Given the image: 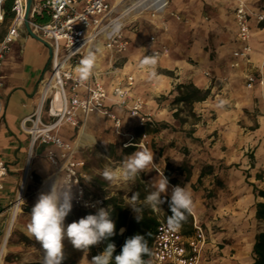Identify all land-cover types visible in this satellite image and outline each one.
Wrapping results in <instances>:
<instances>
[{
	"label": "built area",
	"instance_id": "obj_1",
	"mask_svg": "<svg viewBox=\"0 0 264 264\" xmlns=\"http://www.w3.org/2000/svg\"><path fill=\"white\" fill-rule=\"evenodd\" d=\"M127 1L128 4H125ZM141 1L143 3L139 4ZM4 2L5 0H0V22L4 17ZM25 2L26 0H14L15 17L0 41V88L4 84L1 74L3 58L24 27ZM232 3L237 27L235 39L238 45L232 53V67H239L243 60H250L253 51L252 26H264V10L255 11L249 6L248 0H232ZM121 7V11L116 14L117 9ZM132 8L135 11L126 14L127 10ZM169 8L170 0H114L113 4H110L109 0H33L30 27L51 47L53 55L50 75L41 82V96L42 90L49 85L43 98L42 111L38 114L36 110L34 115L25 117L22 122L23 129L30 137V147L18 194L10 205L11 232L17 226L28 225L30 222L25 207L29 187L34 180L32 165L39 157V147H45L44 156L52 168V173L47 179H69L75 183V208L97 212L101 207H111L106 197L93 195L87 190V184L94 178L88 174L86 161L80 156L81 150L85 148L81 136L88 129L92 117L97 115L113 122L117 134L124 137L123 147L134 145L147 148L148 135L142 134L136 138L133 132L124 131L123 120L118 111L123 110L130 119L140 125L153 126L156 124L154 107L142 97L133 94V75H125L124 84L120 81L112 82L110 87L106 85L105 78L111 82V79L123 73L118 61L130 48L132 35L140 31V17H148L147 21L153 28L149 38V42L153 44L151 53L158 57L169 54V27L166 15L170 14L174 19L181 20L180 15ZM35 14L47 16L48 21H34L32 18ZM89 51L96 53L97 61L90 78L81 81L78 72L80 61ZM245 85L250 90L257 86L264 87V75L260 67H254L245 76ZM110 99H113V102L108 104ZM2 105L0 99V110ZM45 105L48 106L47 120L42 116ZM114 106L119 110L115 111ZM64 125L76 129L73 139L61 136L59 131ZM8 171L6 162L0 156V193L5 190L4 177ZM24 184L25 193L21 195ZM50 186L51 184L46 185L44 189L47 190ZM81 190L82 196L79 194ZM86 204L88 206H85ZM192 227L193 232L186 235L181 227L172 230L166 221L160 220L153 235L147 262L201 264L208 245V236L197 219L192 222Z\"/></svg>",
	"mask_w": 264,
	"mask_h": 264
},
{
	"label": "crops",
	"instance_id": "obj_2",
	"mask_svg": "<svg viewBox=\"0 0 264 264\" xmlns=\"http://www.w3.org/2000/svg\"><path fill=\"white\" fill-rule=\"evenodd\" d=\"M248 4L255 11L264 10V0H248ZM169 9L177 12L182 18L181 20H175L173 17H168V14L166 15L169 27L168 44L170 51L168 55L160 57L158 64L160 67L172 71L174 75L155 74V76H152L150 73L147 74L146 88L152 92L151 94L160 96L166 91L170 92L177 83L191 81L201 89L210 88L212 94L206 101L194 105V111H198L196 112L197 115L203 116L206 112L213 109L220 115L223 113L222 111L230 108L225 110L226 114L224 117H228L229 122L234 124L238 120L236 109L241 112L244 109L252 111L254 106H257L262 114V108H264V87L260 88L257 86L252 90L248 89L245 85V76L256 66L262 69L264 75V26L257 24L252 26L251 40L253 51L250 60H243L239 67H232V53L238 46L235 39L237 27L234 20L232 0H171ZM206 15L208 16L207 20L205 18ZM209 30H211L210 33L215 32L216 35L212 41V46L216 52L213 59L207 57L203 51L204 39ZM141 38V34L132 35V43L128 53L122 55L119 61L122 57L129 54V61H133L134 65H140L143 56L147 55L146 52L143 51L141 46L135 47V51L130 52V50L136 43L138 45L142 42L143 38ZM42 44L25 31L24 35L19 36L17 40L11 43L10 50L6 52L1 65L4 84L0 88V99L3 104L0 110V156L9 169L8 174L4 177L5 190L3 192L13 185L15 186V198L21 185L23 167L26 164L30 147V137L23 129L22 122L25 117L32 115L35 111L41 82L50 74L51 60L48 69V62L34 53L36 47L38 45L42 46ZM152 47H150V50H152ZM189 57L197 61L195 66L187 62ZM98 66H100V63H98ZM120 67L124 69L121 65ZM105 82L108 87L112 84L110 79L107 78H105ZM175 95L174 93L170 97L174 98ZM253 98L258 100L257 105ZM166 101L160 104L162 107L160 115L163 117L156 118V123L158 124L162 123V120L170 122L169 118H173V110L170 109L169 111V108H167L169 104ZM111 102H113V99H110L108 104H111ZM150 105L154 107L153 104ZM113 109L115 111L119 110L116 106ZM258 118V127L250 132H253L250 135L252 142L257 139L254 143L257 163L252 171L260 169L264 163V116ZM217 122H220L219 119ZM59 132L66 139H73L76 135V129L69 125L62 126ZM204 132L202 135L194 133L193 138H204ZM164 135L166 134H151L148 136V140H153L154 136H157L156 138L159 136V140L162 141L160 138H164ZM169 138L180 139L182 146L188 147V150L190 149L191 142L187 141L185 143L183 141L182 132L170 134ZM253 138L255 139L253 140ZM161 146L159 150L164 149L163 152H165L167 147L164 144ZM84 149L81 150L80 156ZM196 149L195 147L192 148L191 153L196 152ZM37 153L39 157L33 161L32 165L34 180L31 182L29 189L37 188L52 173V168L44 156L45 147H39ZM36 160H38L37 163ZM161 170H159L160 173H162ZM257 172L258 170L255 171V173ZM41 188L42 185L39 191L42 190ZM258 188L264 189V181H260ZM39 191H36V194ZM247 191L249 192V189H243L241 191L242 196L238 197V204L241 209L238 213L240 214H244L242 213L245 208L244 204L256 201L252 187L249 196H247ZM10 205L11 203L0 211V216L3 218H1L2 221L10 212ZM250 215L257 221L254 217L255 208L252 209ZM262 222L260 221V224ZM228 226L232 227V224ZM236 230L238 239L244 236L242 233H246L251 250L255 235L260 231H264V229L250 231L249 223L242 224L240 230L239 228ZM11 234L10 241H8V251L6 253V259H8L5 262L6 264H43V250H39L40 257L36 258V251L28 249L27 243L32 238L27 235V225L17 226ZM229 234L232 236L236 235L233 229H231ZM1 241L2 235H0V244ZM211 248L213 249L214 247H210L208 242L201 264H205V255ZM223 250L221 249V252L224 253ZM251 261L226 260L224 264H250Z\"/></svg>",
	"mask_w": 264,
	"mask_h": 264
},
{
	"label": "rangeland",
	"instance_id": "obj_3",
	"mask_svg": "<svg viewBox=\"0 0 264 264\" xmlns=\"http://www.w3.org/2000/svg\"><path fill=\"white\" fill-rule=\"evenodd\" d=\"M113 2L114 0H109L110 4H113ZM125 4H128V1ZM122 7L117 9L116 14L121 11ZM168 17H171V15L169 14ZM205 18L207 20L208 16L206 15ZM147 20L148 17L139 18L140 31L137 34H141L143 40L138 45L136 43V45L131 48L130 52L135 51V47L141 46L147 55L152 54L150 47L153 46V44L149 42V38L153 30L151 24ZM2 22H0V35L4 30L7 32L9 27V25H2ZM25 31V28L22 27L20 30V36L24 35ZM210 31L211 30H209L205 36L203 51L207 57L213 59L216 52L212 46V41L216 35L215 32L210 33ZM34 53L41 56L46 60V62H48L49 69V47L45 44H42V46L38 45ZM127 53L128 51L125 53V55ZM128 55L122 57L119 61L120 65L124 68L122 69L123 73L117 78L111 79V82L120 81L122 84H124L126 78L125 75H133L135 78L133 94L144 98L148 103L154 105L156 114L155 117L157 119L163 117L160 115L162 108L160 104L167 100L166 103L169 104L167 108H169V111L170 109L173 110L172 104L169 101L173 100V97L170 96L174 95V93L176 94V92L174 91L170 94V92L166 91L164 94H160V96L155 94L152 95V92L146 88V75L152 72H155V74H164L166 69L160 67L158 64L159 62H157L155 68H142L140 65H134L133 61H129ZM159 59L160 57H158V61ZM187 62L192 66L197 64V61L192 57L187 58ZM49 71L51 72V66ZM49 75L50 74H48L46 78H48ZM40 98L41 94L39 93L38 104ZM253 100L257 105L258 100L256 98H253ZM38 104L32 115L36 113ZM47 109L48 106L45 105L42 112L44 120L48 119ZM229 109L230 108L225 110ZM262 109V114L260 108L257 106H254L252 111L244 109L243 112H241L236 109L237 113H235L238 114V120L234 124L229 122L228 117H224L226 114L225 110L222 111L223 113L220 115L214 109L206 112L202 116L204 123H200L196 126L195 133L202 135L203 131H205L204 138H195V140L199 141H193L186 136V131L189 128L192 119L189 120L190 122H188V124H186L184 127H181L177 120L174 118H169L170 122L166 123L170 127L162 129L160 132L156 133L166 134L163 136L164 138H160L162 141L159 140V136L158 138H156L157 136H154L155 138H153V140H148L149 143L147 144V149L154 153V168L151 170H145V172L137 175L134 181H130L128 183L123 181L109 182L102 176V172L105 167L118 168L123 159L127 156L122 153L124 137L117 134L115 128L113 127V122L109 119L106 121L103 119L102 122L91 123L87 130H90L94 134L95 141L86 143L85 149L81 154V156L86 161L88 174L94 178L92 182L87 184V190L93 195L106 197L107 201L113 197L120 198L130 209V211L133 212V209L128 206L129 198L137 190H141V192L146 193V195L149 191L153 190L150 188L151 183L159 176V170L164 167L166 159H169V161L176 167H178V165H180L186 159L189 161V166L192 167L191 179L190 181L186 182L184 180V176L179 175L178 178L180 179L181 187L187 185L188 189L192 193L194 208L192 211L193 214H189L192 217V221L197 219L203 225L208 236L207 242L210 243V247H214L213 249L211 248L208 253H206L205 264H224L226 260L250 262L252 260V250L248 243L247 235L246 233H242L244 236L238 239V233L236 229L239 228L240 230L242 224L249 223L250 231L254 229L262 230L264 229V221H261L262 223L260 224V221H255L250 215L252 209L255 206V201L244 204L245 208L242 211L244 214L238 213L241 211L240 205L238 204V197L242 196L241 191L245 188L249 189V192L247 191V196H249L252 187L251 184L258 187V185H260V181H264V163L260 169H257V173H255L257 170L252 171V169L256 167L257 163L254 151V143L257 141V139L253 138V140H255L252 142V137L250 136L253 133L250 132L254 131L258 127V117L264 116V108ZM119 113L124 124L123 130L132 132L136 127V122L130 119L127 113L123 110H121ZM184 115H186V113H184ZM218 119L220 122H217ZM163 122L164 120H162V123ZM176 132L183 133V141L185 143L187 141L191 142L190 149L188 150L189 152L185 155L183 149H185L186 146H182V141L180 139L176 140L175 138H169L170 134ZM150 142L152 145L151 149L149 147ZM162 144L167 147V150L159 155L158 151L161 149ZM194 147L195 149L197 148L195 150L196 152L191 153L192 148ZM186 148L188 149V147ZM111 149L114 150L113 155H111ZM141 149L142 148L137 147L135 151ZM37 162L38 160H36V163ZM206 165L212 166L213 173L207 174L203 178L202 183L199 184L197 179L203 167ZM257 174H261L263 179H257ZM219 181L222 183L223 187H220L218 184ZM41 185L42 184H40L37 188L29 189L30 195L27 198L25 211L28 213L30 220L31 209L36 203L38 195L41 192L48 191V189H42L39 191ZM172 187L173 185L169 183L166 195H169L170 197ZM36 191L39 192L36 194ZM14 192L15 186L11 185L5 192L0 193V211L12 203V200L15 198ZM10 212L0 225V235H2V241L9 227V220L11 217ZM157 212L162 213L163 218L165 213L164 210L159 209ZM229 224H232V227H229ZM231 229L235 231L236 235L232 236L229 234ZM27 246L29 247V250L36 251V258L40 257L39 250H42L41 245L35 240V238L29 240ZM221 249H224L223 251L225 254L221 252ZM64 254L65 260L63 264H91V260L94 257V254L90 250L80 251L74 249L70 241L67 239L64 241ZM7 259L5 255V262ZM146 264L149 263L146 262Z\"/></svg>",
	"mask_w": 264,
	"mask_h": 264
},
{
	"label": "clouds",
	"instance_id": "obj_4",
	"mask_svg": "<svg viewBox=\"0 0 264 264\" xmlns=\"http://www.w3.org/2000/svg\"><path fill=\"white\" fill-rule=\"evenodd\" d=\"M97 61V55L89 51L80 61L78 69L81 81H86L92 75V71ZM158 56L155 53L144 55L140 61V67L155 68ZM155 76V72L150 73ZM223 103V102H222ZM128 145H125L127 147ZM154 153L147 149L134 151L127 155L118 168L105 167L102 176L109 182L123 181L128 183L134 181L137 175L154 168ZM91 180V179H90ZM69 179L63 181L54 179L50 188L46 192H41L36 203L31 209V220L27 225V235L41 245L43 250V264H63L65 260L64 241H70L76 250H89L90 246H95L101 242L108 241L115 232V222L111 218L112 208H99L95 214H88L66 224V217L73 208V200L77 194L73 192V185ZM169 180L164 173L159 172V176L151 183L144 200L141 202L139 193H133L129 198V204L136 213V220L143 219L145 208L154 211L159 210L166 199H162V194H167ZM82 196V190L80 191ZM171 215L168 217L169 229L175 230L186 220L185 213H191L194 208V201L191 191L187 185L172 187L171 199L167 201ZM85 206H88L87 204ZM123 229H121V233ZM115 244L107 243L103 252L94 256L91 264H112ZM150 255L148 241L144 236L136 234L126 239L120 254L115 255L114 264H146L144 256Z\"/></svg>",
	"mask_w": 264,
	"mask_h": 264
},
{
	"label": "trees",
	"instance_id": "obj_5",
	"mask_svg": "<svg viewBox=\"0 0 264 264\" xmlns=\"http://www.w3.org/2000/svg\"><path fill=\"white\" fill-rule=\"evenodd\" d=\"M13 5H14V0H5L3 6L4 17H3L2 25L8 26L10 25L11 21L14 19L15 12L13 11ZM32 19L40 23H44L48 21L47 16L42 17L36 14L33 15ZM5 34H6V30H4L3 33L0 35L1 40L3 39ZM164 74L167 76L174 75V73L169 70L164 71ZM174 91L176 92V95L171 102L173 108L172 116L175 120L178 121L181 127H184L186 124H188V122H190L189 120L192 119L189 128L186 131L187 132L186 136L193 141H199L193 138V134L196 131V126L204 122L202 120V116L197 115V113L194 111V105L196 103H202L206 101L212 95L211 89L210 88L201 89L191 81H188V82H180L174 85L173 89L170 91V94ZM184 113H186V115H184ZM95 117L98 118L97 122H102L103 119L105 121L108 120L96 115L92 117L90 125L91 123L96 122ZM169 127L170 126L166 122L160 124L156 123L153 126L149 124L140 125L136 123V127L132 132L135 134V137L138 138L142 134H147L149 136L151 134H156L160 132V130ZM151 146L152 145L150 142V146H149L150 149ZM136 149L137 146L129 145L127 147L122 148V153L124 155H129L133 153ZM111 151H112L111 155H113L114 150L111 149ZM163 151L164 149L159 150L158 154L161 155ZM188 152H189L188 149L185 148L184 155L187 154ZM191 170L192 167L189 166V161L186 159L180 165H178V167H176L173 163H171L169 159H166L165 165L161 171L168 178L169 183L171 185L181 186L180 179L178 178V176L179 175L184 176V180L188 182L191 179V175H192ZM212 173H213L212 166L206 165L205 167H203L197 179V182L201 184L203 178L207 174H212ZM256 178L262 180L263 176L261 174H257ZM218 184L220 185V187H223L220 181L218 182ZM251 186H252L253 194L256 198L255 206H254L255 208L254 217L257 221H264V189L258 188L256 185L253 184H251ZM136 193H139V198L140 201L142 202L146 197V193H142L141 190H137ZM162 199H166V202L160 206L161 207L160 209L164 210L165 212L163 218H162V213L146 207L143 213V219L140 221L136 220L135 218L136 213L134 211L131 212L130 209L125 205V203L120 198L113 197L111 199H108V203L112 207L111 218L113 219L116 225L115 228L116 234L113 237L109 238L108 241L101 242L100 244L95 246H90L89 250L94 254V256H96L103 252L107 243H114L115 252L113 253V261H112V264H114V257L115 255L120 254L126 239L131 238L136 234H140L144 236L145 239H147L148 247L151 253V244L157 225L159 224L160 220L167 222L168 217L171 215L169 204L167 202L170 201L171 197L169 195L165 196V194H162ZM95 213L96 212L91 210L78 209L73 206L71 212L66 217L65 223L68 224L73 221H78L80 218L85 217L88 214H95ZM185 215L187 218L185 221L181 223L180 227L182 229L183 234L189 235L193 232V227H192L193 221L189 213H185ZM121 229H123L122 233H121ZM149 257L150 255L144 256L145 262H147ZM33 264H41V263H33ZM250 264H264V231H260L255 235V241L252 246V261Z\"/></svg>",
	"mask_w": 264,
	"mask_h": 264
},
{
	"label": "bare ground",
	"instance_id": "obj_6",
	"mask_svg": "<svg viewBox=\"0 0 264 264\" xmlns=\"http://www.w3.org/2000/svg\"><path fill=\"white\" fill-rule=\"evenodd\" d=\"M141 3H143V2L142 1L139 2V4H141ZM133 10H134V8L127 10L126 14L128 13V15H129V14L133 13ZM48 86L45 87L42 90V96L40 98V101H39V104H38V107H37L38 114L42 111L43 98H44V95L46 94V92L48 90ZM95 119H96V122H97L98 118L95 117ZM81 141H82L83 144L94 142L95 141V136L90 130H85L83 132L82 136H81ZM52 179L53 178L46 179L45 184L42 186L41 189L46 188V185H50L52 183V181H53ZM24 193H25V184L23 185V188L21 190V195H24ZM0 221H1V217H0ZM10 237H11V230L8 227V229H7V231H6L5 235H4V239H3V242H2L1 248H0V264H6L4 258H5V255H6L7 251H8V241H9Z\"/></svg>",
	"mask_w": 264,
	"mask_h": 264
},
{
	"label": "water",
	"instance_id": "obj_7",
	"mask_svg": "<svg viewBox=\"0 0 264 264\" xmlns=\"http://www.w3.org/2000/svg\"><path fill=\"white\" fill-rule=\"evenodd\" d=\"M32 4H33V0H26L25 2L24 27L31 37L35 38L39 42L49 47L50 60H51L52 55H53L51 47L45 41H43L38 35H36L30 27L29 18L31 14Z\"/></svg>",
	"mask_w": 264,
	"mask_h": 264
}]
</instances>
